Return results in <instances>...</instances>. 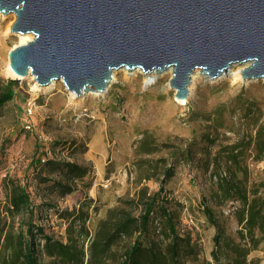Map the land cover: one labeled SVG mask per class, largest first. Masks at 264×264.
Segmentation results:
<instances>
[{
    "label": "rangeland",
    "instance_id": "1",
    "mask_svg": "<svg viewBox=\"0 0 264 264\" xmlns=\"http://www.w3.org/2000/svg\"><path fill=\"white\" fill-rule=\"evenodd\" d=\"M14 20L13 14H0V84L4 80H13L12 89L16 94L14 100L0 111V145L3 140L10 141L0 165V212L4 206L1 181L7 174L21 183L28 181V191L36 208L35 224L46 235L60 241L65 242L67 222L60 219L59 213L77 210L86 203L89 236L79 239L78 244L87 252L97 221L107 209L116 207L120 199L127 202L134 199L142 187L147 188L148 194L158 192L159 183L155 180L137 183L136 162L146 160L149 167L157 166L161 170L158 161L164 159L165 166L172 167L173 177L164 186L158 206L166 204L168 211L177 216L179 234L189 236L198 244L200 260L210 261L214 229L201 214L204 203L220 220L225 219L227 231L232 236L239 230L233 217L238 204L228 202L220 206L212 201L215 181L210 175L211 169L204 171V163L198 161L199 157L191 165L176 160L172 150L166 151L162 146L179 151L193 138L211 135L220 119L228 124L230 117L233 131L219 130L218 149L236 141L239 134L254 138L257 128L264 126V80L243 83L240 77L234 76L235 67L211 83L199 76L190 87L186 103L180 105L168 84L171 74L164 73L154 84L146 85L143 72L122 69L115 73V80L104 94L75 98L61 82H56L52 90H45L46 87H38L28 76L18 80L10 78L7 74L8 53L20 45L18 35L10 33ZM29 102L33 109L27 116L25 108ZM145 139L161 151L139 155L137 147ZM55 143L64 145L53 149ZM36 146L42 148L49 159L86 167L89 174L83 184H78L76 193L53 200L51 208L40 206L48 204L49 199L43 201L42 190L35 188L32 169H26ZM243 163H246L242 169L248 175V186L264 191V161L256 163L248 157ZM84 184L89 187L85 188ZM128 210L137 213L134 206ZM156 222L158 227L161 221L157 219ZM250 259L264 264V245L252 252Z\"/></svg>",
    "mask_w": 264,
    "mask_h": 264
},
{
    "label": "trees",
    "instance_id": "2",
    "mask_svg": "<svg viewBox=\"0 0 264 264\" xmlns=\"http://www.w3.org/2000/svg\"><path fill=\"white\" fill-rule=\"evenodd\" d=\"M14 83L4 80L0 84V111L16 97L12 89ZM233 127L231 117L228 124L220 119L212 128L213 135L201 134L179 151L162 146L166 151L172 150L176 160L191 165L199 157L198 161L204 163V171L211 169L210 175L215 181L212 201L220 206L228 202L238 204L233 217L239 230L232 236L227 231L225 219L220 220L204 203L201 214L214 229L210 261L200 260L198 244L189 236L179 234L177 216L168 211L166 204L158 206L164 186L173 177L172 167L167 168L165 160L160 159L161 170L157 166L149 167L146 160H138L135 164L139 173L137 183L155 180L159 183L158 192L148 194L147 188L142 187L134 199L128 202L120 199L116 207L107 209L97 221L87 252L78 244L79 239L89 236L86 203L77 210L58 212L60 219L67 222L65 242L60 241L46 235L35 224L36 208L28 191V181L21 183L7 174L1 181L4 206L0 212V264H45L43 260L49 261L48 264H259L258 260L250 259V254L264 245V191L248 186V175L242 166H246L243 162L248 157L256 163L264 161V126L257 128L254 138L239 134L236 141L218 149L219 130L230 133ZM9 145V140H3L0 145V165ZM53 145L54 149L64 144ZM136 151L139 155H148L161 150L153 148L152 142L145 139ZM26 169H32L35 188L42 190L43 201L49 199L48 204L40 205L46 208L52 207L53 200L76 193L78 184H83L89 175L86 167L49 159L39 146L35 147ZM84 187L89 185L84 184ZM126 205L134 206L137 213L130 212ZM157 219L161 221L159 228L156 227Z\"/></svg>",
    "mask_w": 264,
    "mask_h": 264
},
{
    "label": "water",
    "instance_id": "3",
    "mask_svg": "<svg viewBox=\"0 0 264 264\" xmlns=\"http://www.w3.org/2000/svg\"><path fill=\"white\" fill-rule=\"evenodd\" d=\"M0 14L33 36L8 53L13 74L75 98L104 94L122 69H172L175 100L196 71L211 83L246 65L243 83L264 80V0H0Z\"/></svg>",
    "mask_w": 264,
    "mask_h": 264
},
{
    "label": "bare ground",
    "instance_id": "4",
    "mask_svg": "<svg viewBox=\"0 0 264 264\" xmlns=\"http://www.w3.org/2000/svg\"><path fill=\"white\" fill-rule=\"evenodd\" d=\"M18 37H19V39H20V43H19L20 45L27 44L28 42H30V41L33 40V36H32L31 34H25V35H22V36L18 35ZM244 67H246V65L235 66L236 71H235V75H234V76H236V78H239V77H240V71H241ZM232 68H233V67H232ZM123 70H124V69H123ZM231 70H232V69H231ZM117 72H118V70L113 72V78L111 79V83L115 80V79H114V75H115V73H117ZM128 72H129V71H128ZM133 72L136 73L137 71H133ZM157 73H158L157 71H151V72H149V73H145V74H144V83H145L146 85H152V84H154V83L160 78V76L163 75L164 73H169V74L172 75V69H169L168 71L163 72V73H159V74H157ZM7 74L10 76L11 79H16V80L19 79L18 77H16V76L13 74V72L10 70L9 66H7ZM128 74H129V73H128ZM199 76H202V74H201L199 71H196V72L194 73V75L191 77V85L193 84L194 80H195L196 78H198ZM28 77L31 78V79H33V77H31V76H28ZM54 86H55V83H52V84H50L48 87H46L45 90H52V89L54 88ZM36 87H37V86H36ZM190 87H191V86H190ZM190 87H189V93L191 92ZM176 103H177V104H180V105H184V104L186 103V100H176Z\"/></svg>",
    "mask_w": 264,
    "mask_h": 264
},
{
    "label": "built area",
    "instance_id": "5",
    "mask_svg": "<svg viewBox=\"0 0 264 264\" xmlns=\"http://www.w3.org/2000/svg\"><path fill=\"white\" fill-rule=\"evenodd\" d=\"M33 104L29 102L25 108L27 116H30L32 114ZM27 129H30V125L26 126Z\"/></svg>",
    "mask_w": 264,
    "mask_h": 264
}]
</instances>
